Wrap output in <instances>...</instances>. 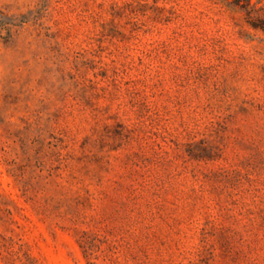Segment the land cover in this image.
<instances>
[{"label": "rangeland", "instance_id": "1", "mask_svg": "<svg viewBox=\"0 0 264 264\" xmlns=\"http://www.w3.org/2000/svg\"><path fill=\"white\" fill-rule=\"evenodd\" d=\"M0 264H264V0H0Z\"/></svg>", "mask_w": 264, "mask_h": 264}]
</instances>
